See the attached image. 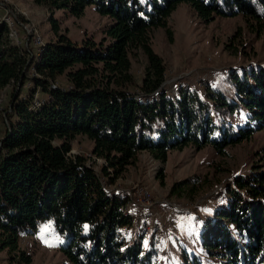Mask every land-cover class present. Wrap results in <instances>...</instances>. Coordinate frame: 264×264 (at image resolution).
Segmentation results:
<instances>
[{
    "label": "trees",
    "instance_id": "trees-1",
    "mask_svg": "<svg viewBox=\"0 0 264 264\" xmlns=\"http://www.w3.org/2000/svg\"><path fill=\"white\" fill-rule=\"evenodd\" d=\"M43 7L54 36L38 64L19 50L0 26V95L11 88L0 121V252L17 264L32 258L19 248L22 236L50 223L60 238L62 264H157L158 250L144 247L143 229L126 200L107 189L147 152L165 162L169 152L191 145L227 147L264 131V69L230 75L226 86L163 89L166 67L152 47V32L172 33L168 20L180 4L210 23L215 16L243 17L264 27V0H33ZM108 18L99 43L80 48L61 31L57 12L79 18L86 8ZM263 30V29H261ZM146 65L140 83L132 59ZM34 64V65H33ZM35 66V74L29 71ZM63 78L65 86H59ZM30 84L29 88H25ZM57 86L52 88V86ZM44 99L35 107V96ZM245 111V122L233 118ZM78 136L92 142L86 158L72 155ZM186 180L176 184H188ZM248 199L236 197L219 207L198 233L199 250L181 248L182 264H264V178L243 180ZM131 232V233H130Z\"/></svg>",
    "mask_w": 264,
    "mask_h": 264
},
{
    "label": "rangeland",
    "instance_id": "rangeland-1",
    "mask_svg": "<svg viewBox=\"0 0 264 264\" xmlns=\"http://www.w3.org/2000/svg\"><path fill=\"white\" fill-rule=\"evenodd\" d=\"M0 4L5 7L0 10V17L8 10L23 43L26 32L33 41L42 42L40 48L54 40L44 8L36 6L33 0H0ZM54 17L60 21L62 33L80 48L90 41L96 44L109 41L103 35L109 20L99 15L94 6L86 8L79 18L64 16L62 12L55 13ZM168 27L171 41L161 28L152 32L153 50L166 67L163 89L167 93L175 94L180 87L202 93L226 86V79L232 74L264 69V27L253 21L247 22L241 16H215L210 23H205L189 5L180 4L170 16ZM28 48L36 50L37 45L32 43ZM145 65L142 53L132 59V73L137 83L142 79ZM58 85L65 86L63 78L58 80ZM10 92L11 88H7L0 95V115L8 106ZM44 97L38 93L35 99ZM244 122L245 111L233 118L234 124ZM4 130L0 121V139ZM91 149L92 142L78 136L70 153L85 157L99 171L102 162L92 156ZM257 175L264 178V131L227 147L224 154L210 146L197 149L188 145L169 152L162 163L142 152L136 163L107 185V189L126 200L127 211L134 219L131 232L143 229L144 247L155 243L157 264H182L181 248L199 250L198 233L205 222L211 220L219 207H228L233 194L248 199L245 189L239 185ZM186 180L190 181L179 186L180 192L174 191L176 184ZM59 245L60 238L52 225L44 223L35 235L22 236L19 248L31 256V264H62L65 258ZM16 261L12 263L6 252H0V264H17Z\"/></svg>",
    "mask_w": 264,
    "mask_h": 264
},
{
    "label": "built area",
    "instance_id": "built-area-1",
    "mask_svg": "<svg viewBox=\"0 0 264 264\" xmlns=\"http://www.w3.org/2000/svg\"><path fill=\"white\" fill-rule=\"evenodd\" d=\"M1 9H5V7H1V4H0V10ZM0 26H4L6 28L8 38L13 42V44L16 47H18L19 50L23 49V50H27L28 52L30 51L29 57H30V60H33L34 64H38L40 62L42 51H43V48H40V45L42 42H40L39 40L33 41V38L29 36L28 32H26V35L24 37V43L21 40H19L17 31L14 27V22L9 16L8 10H5L4 17H0ZM32 43L37 45L36 50L28 48V46H30ZM30 71L35 73V66H32L30 68ZM30 71H29L30 75L34 74V73H31ZM28 86L29 84H26L25 88H29ZM52 88H56V86L53 85ZM39 106H40L39 100L35 99V107H39Z\"/></svg>",
    "mask_w": 264,
    "mask_h": 264
}]
</instances>
